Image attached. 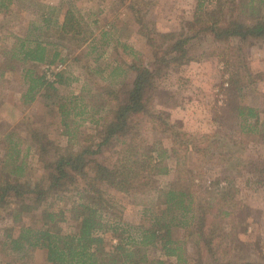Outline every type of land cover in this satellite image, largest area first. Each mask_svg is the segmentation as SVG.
I'll list each match as a JSON object with an SVG mask.
<instances>
[{"label":"trees","instance_id":"1","mask_svg":"<svg viewBox=\"0 0 264 264\" xmlns=\"http://www.w3.org/2000/svg\"><path fill=\"white\" fill-rule=\"evenodd\" d=\"M16 1L0 0V14H11V6ZM76 1L68 0L65 11L62 6L45 5V10L38 17L42 25L33 23L27 36L16 37V47L4 52L9 56L4 61L8 70L17 64L28 67L25 71L30 85L25 104L34 102L42 91L47 98H58V84L67 82L64 71L56 74L55 82H47L46 75L37 73L36 66L66 62L88 45L96 34L75 6ZM237 15L244 19L239 20ZM140 22L145 27L143 20ZM186 22L179 33L148 34L153 61L145 64L135 56L129 67L135 72L133 83H122L118 89L107 88L113 103V118L100 134L96 149H93L94 144L83 145L78 151L70 147L77 132L71 131L69 126L87 112V106H72L63 103V98L60 99L59 113L66 128L63 134L69 142L66 147H61L40 129L28 128L38 161L48 173L46 184H33L24 179L26 164L17 163L16 145L7 149L0 160V215L6 213L15 223H22L17 236L8 234L3 243L8 248H2V251L12 257L8 264H27L28 253L33 250L44 251L47 264H171L163 258L150 259L149 248L159 245L165 257L175 258L179 264L184 261L183 248L172 238L174 227L185 228L190 238L200 239L209 250L213 264H263L251 260L223 262L217 257L218 236L223 237V223L218 221V216L231 213L222 209L227 204L230 208L234 202V181L228 182L226 187L212 188L209 204H202L198 195L201 185L188 157L181 153L202 152V149L189 140H183L182 137H186L175 131L176 124L164 119L166 113L154 107L151 92L156 88L157 80L167 74L166 69L174 63L182 66L193 60L188 54L190 43L200 36H210L223 44L219 56L230 74L226 91L229 106L240 120L241 135L257 134L261 126L260 107L242 106L240 99L245 88L242 83L247 80L243 61L245 46L264 40V0H198L194 19ZM43 32L51 33L52 39L42 38ZM107 33L103 32L104 35ZM156 37H160L161 42ZM63 52H66L64 57ZM74 61L77 63L78 59ZM8 70L0 65V81L6 78ZM247 75L250 76L248 71ZM261 81L264 82V75ZM78 109L81 111L77 112ZM71 117L70 122L68 119ZM144 117L153 130L170 134L169 138L174 140L171 148L166 147L162 140L151 142L144 136ZM81 120L86 122L89 119ZM217 135L210 136L216 139ZM113 142L119 145L114 160L106 163L94 157L103 146ZM170 161L177 169V180L167 189H153L157 178L172 171ZM108 190L135 197L154 193L162 208L150 228L141 226L137 230L139 234L134 235L131 227L116 213ZM68 198L76 200L67 203L65 209L55 208L54 201ZM69 215L74 227L65 231L62 224L67 222ZM32 217L36 219L34 222H24L25 218ZM108 235L113 239L110 247L107 246ZM226 254L229 256V251Z\"/></svg>","mask_w":264,"mask_h":264},{"label":"rangeland","instance_id":"2","mask_svg":"<svg viewBox=\"0 0 264 264\" xmlns=\"http://www.w3.org/2000/svg\"><path fill=\"white\" fill-rule=\"evenodd\" d=\"M67 2L68 0H18L11 6V14H0V65L8 70L4 63L8 55L4 52L16 47V37L25 38L33 23L42 25L38 17L45 10V5L62 6L65 11ZM75 4L92 25L94 33L99 36L92 41L96 43V50L93 51L89 45L84 46L66 62L55 65L43 63L36 66V71L46 75L47 66L61 65V71L65 72L70 82V74L77 73L75 66L79 65L77 75L83 73L87 82L73 80L72 91H69L70 87L60 90L58 98H47L42 91L34 102L25 104V95L30 85L28 77L26 78L27 65L17 64L0 81V160L4 158L7 149L15 144L17 163L26 164L24 179L33 184H46L48 173L38 161L28 128H38L61 147H66L69 142L63 134L66 128L59 113L60 99L63 98V103L77 105L79 108L87 106V112L69 126L71 131L77 132L70 147L78 151L83 145L94 144L93 149H96L95 144L100 141V134L113 118V103L110 102L107 88L118 89L122 83L132 84L135 72L129 67L135 56L145 64L154 59L147 35L179 33L183 23L194 19L198 0H78ZM237 16L239 20L244 19L243 16ZM140 20H143L145 27H142ZM104 31H108V47H102V42L105 41L100 35ZM42 38L51 40V33L43 32ZM156 40L161 42L160 37H156ZM222 45L210 36H200L194 40L188 47V54L193 60L182 66L174 63L171 68L166 69L167 74L157 80L151 95L154 107L166 113L164 119L170 124H176L175 131L185 135L183 140H189V143L199 145L202 149V152H181L188 157L189 165L201 185L198 195L202 204H209L212 188L226 187L228 182L234 181L236 191L233 201L236 204L231 203L230 208H227L228 204L225 205L222 211L229 210L231 213L224 215L220 212L218 216V221L223 223V237L218 236L217 257L223 262L251 260L264 264V82L261 81L264 75V40L247 44L244 49L246 70H243L247 80L242 83L245 88L241 92L240 102L245 107H260L261 111L260 131L247 136L241 135L240 120L229 106L226 90L229 88L230 74L219 56ZM75 58L78 62L72 63ZM116 66L121 68L117 70ZM259 74L262 76L258 77ZM46 79L51 82L47 76ZM83 86L86 89H82ZM83 118L89 120L84 122L81 120ZM144 118V136L151 142L162 140L166 147L171 148L174 140L169 138L170 134L153 130L147 118ZM72 119L71 117L68 121L71 122ZM99 119L101 120L98 121ZM214 133L218 134L216 139L211 137ZM234 140L238 143L235 144ZM118 147L117 142L105 145L94 157L109 163L115 159ZM170 164L173 166L170 174L157 178L153 189H167L177 180L175 164L173 161ZM108 192L115 203L116 213L131 227L134 235L139 234L137 230L141 226L150 228L155 215L162 208L154 193L135 197L115 190ZM69 195L74 196L73 193ZM71 200L76 198L54 201L55 208L65 209L67 203H72ZM146 208L149 210L146 211ZM34 218H25L24 222L32 223L36 220ZM21 225L6 213L0 215L1 264H8L12 260L6 251H2V248H8L3 244L6 236H17ZM62 227L65 231L74 227L70 215ZM172 238L183 248L184 261L179 264H213L206 245L198 238H190L185 228L174 227ZM111 240L113 239L108 235V247ZM226 251H229V256H225L228 255ZM148 254L151 260L163 258L176 264L175 258L164 256L160 245L149 248ZM26 261L27 264H47L46 254L41 250L30 251Z\"/></svg>","mask_w":264,"mask_h":264},{"label":"crops","instance_id":"3","mask_svg":"<svg viewBox=\"0 0 264 264\" xmlns=\"http://www.w3.org/2000/svg\"><path fill=\"white\" fill-rule=\"evenodd\" d=\"M101 36V38L105 41V43L104 42H102V47H108V46H110V44L108 43L109 41H107L109 38H108V33L107 34H101L100 35ZM99 36L97 35V34H94V37L92 38V41L93 40H97V38H98ZM90 42L88 45H89V47H91L92 48V50L93 51H95L96 50V43H93V42ZM87 46V45H86ZM85 46V47H86ZM64 54L62 55L63 57L66 55V53L65 52H63ZM73 60V59H72ZM74 61V60H73ZM72 62V61H71ZM72 63H76L75 61L74 62H72ZM79 66V65H78ZM77 65L75 66V68H77V73L80 71V66L78 67ZM116 68H117V70H119L121 67L120 66H116ZM124 70V69H123ZM126 71V70H125ZM77 73H73V75L74 76H76V78L72 75V74H70L71 76H72V79L70 80V82H69V77H66L67 78V82L64 84H58V88H59V92H60V90H63V89H68L69 87V91H72L73 89H74V87L72 86L73 85V80L74 81H78V82H81L82 80L83 81H85V82H87L85 79H84V74L83 73H81L80 72V74L79 75H77ZM87 84V83H86ZM85 84V85H86ZM82 89H86V87H82Z\"/></svg>","mask_w":264,"mask_h":264},{"label":"built area","instance_id":"4","mask_svg":"<svg viewBox=\"0 0 264 264\" xmlns=\"http://www.w3.org/2000/svg\"><path fill=\"white\" fill-rule=\"evenodd\" d=\"M62 70V66H47L46 67V76L47 78L51 81V82H55L56 81V74L59 73ZM207 179L209 180L210 177H207Z\"/></svg>","mask_w":264,"mask_h":264}]
</instances>
